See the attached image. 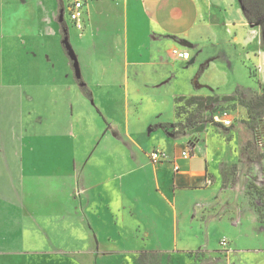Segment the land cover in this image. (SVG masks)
I'll return each mask as SVG.
<instances>
[{"label":"crops","instance_id":"obj_1","mask_svg":"<svg viewBox=\"0 0 264 264\" xmlns=\"http://www.w3.org/2000/svg\"><path fill=\"white\" fill-rule=\"evenodd\" d=\"M33 1L32 8L18 16L11 11L14 4L21 8L20 2L26 5L28 0H0V99L13 97L21 102L27 97L29 104L34 102L37 90L44 86L41 80L51 70L50 65L43 71L38 48L28 47L22 38V20H27L25 38L38 36V30L41 36L61 38L68 64L64 81L53 83L46 92V104L57 110H46L52 116L59 111L63 121L49 119L43 128L36 115L31 121L32 108L27 124H7L0 115V264H31V254L66 253L51 244L73 242L75 237L79 242L84 231L78 228L84 227L94 250L78 253H139V257L156 251L164 253L167 261L181 258L203 243L192 230L199 224L209 228L225 224L237 230L228 239L226 251L231 256L262 253L264 249L234 248L233 244L260 232L257 216L245 215L239 189L247 185L250 174L263 177L264 157L254 161L236 157V142L232 145L226 136L217 138L214 129L222 127L211 121L174 136L185 141L170 152L161 149L166 154L162 162L153 164L148 156L155 150L154 134L162 131L168 136L178 121L176 99L233 97L237 88L247 97L264 92L260 31L246 22L241 1L86 0L81 26L68 19L71 32L63 19L69 0ZM65 31L77 78L63 44ZM24 44L30 82L7 86L6 68L21 64L16 52ZM174 48L189 52L186 63L172 56ZM179 63L186 69L197 66L191 77L194 90L188 86L191 75L181 71ZM225 66L232 73L241 69L253 84L230 83L229 71L220 70ZM77 79L89 89L90 99L82 94ZM10 88L13 94L5 93ZM166 99L172 103L169 111ZM237 107L245 122L246 110ZM161 124H168L167 131ZM214 134L216 141L210 138ZM254 146L264 147V140H255ZM187 147L192 156L185 159L181 151ZM232 165L237 167L238 180L222 187ZM202 217L204 222L199 221ZM125 222L141 228L143 240L152 222L164 235L173 236V247L101 249L97 223L118 226ZM44 242H49L50 251L38 250ZM205 246L210 254L216 249L210 245L209 234Z\"/></svg>","mask_w":264,"mask_h":264},{"label":"rangeland","instance_id":"obj_2","mask_svg":"<svg viewBox=\"0 0 264 264\" xmlns=\"http://www.w3.org/2000/svg\"><path fill=\"white\" fill-rule=\"evenodd\" d=\"M67 0H64L66 2ZM31 0H28L27 4L24 5L22 2L21 8L15 3L14 7L11 9L12 12H16V15H23L26 11L30 10L32 8ZM35 1L32 0V4H34ZM56 2V0H55ZM24 5V6H22ZM63 19L68 24L67 26L71 28L73 26L69 25L68 16L67 13L64 12ZM18 23V20L16 21V24ZM29 25L27 20H22V38L25 40V44L28 45V47H32L34 49L35 47L38 48L39 54H41L42 64L44 65V70H49L51 65V70L48 73H45V76L43 80H41V85H44L43 88H40L37 90V94L39 95L38 99H36L32 103H28L27 97L24 98L23 101H19L18 99H15L13 97L8 98L5 97L3 99H0V114L4 122L7 124H14V123H28L30 121L29 112L31 109L32 112V119L34 120V116L36 115V118L40 119L39 125L43 126L47 124V121L50 119L52 122H62L63 117L62 115H54L52 116L50 114V111H47V108H50L51 110H57L56 108H52L49 105H47V98H46V92L50 91L49 86H51L53 83L58 84L62 83L64 81V73H65V64H68V60H65L64 53L60 44V37H51L47 38L40 35V30H38V36L34 35V33L31 35V40L29 38H25L29 35ZM260 31V42L262 47L264 48V28L262 26H258ZM59 32V31H57ZM22 40V39H21ZM48 41V42H47ZM25 44L22 46L23 50H19L16 52V57L21 61L20 65H16L13 70L9 67L6 68V75L4 74V80L7 86H19L24 85L26 86L30 82V75L28 71V61L25 58V54L23 51L25 50ZM47 46V47H46ZM40 48V49H39ZM45 50H48L45 52ZM68 59V58H67ZM1 60V58H0ZM183 64L186 63L182 62ZM1 64V63H0ZM54 65V66H52ZM48 66V67H47ZM179 68H181V71L188 72V86L189 88L193 89V85L191 82V77L196 72L197 66L192 65L188 69L184 68L183 65L180 66V63L177 65ZM226 68H220L221 71L226 70L229 71L230 76V83H238L245 86H250L252 83V79L248 77L246 74H244L241 69L238 68V70L235 68L234 72L232 73L227 66ZM228 74V72H227ZM56 77V78H54ZM53 78V79H52ZM52 79V80H51ZM203 83V81L201 80ZM1 86V85H0ZM46 86H48L46 90ZM227 88V87H226ZM194 90V89H193ZM207 89H203V93H207ZM14 90L13 88H10L9 90H5V93L7 94H13ZM17 92V91H16ZM12 96V95H11ZM167 102L164 103L166 111H169L168 109L171 107V100L166 99ZM61 101V100H60ZM238 103L234 102H226V101H219L212 104L210 107L207 106L204 112V116L207 121L215 122L213 120V116L216 114H219L222 110H228L231 112V115L234 119V124L224 130L222 128H215V133L217 138L221 136H226L228 140L232 141V145H236L233 147L234 155L236 157L240 156L239 159L244 158H250V160H258L260 157H264V147L257 148L254 146V141L258 140H264V118H262V125L258 129L259 132L256 134H252L251 130H249L247 127L242 126L241 124L244 123L242 118L241 110L237 107ZM18 107L22 110L21 113H19ZM180 107L184 108V111L179 115V118L177 117V120H181V122L186 118L189 114H192L195 110V106L187 107L184 103L180 105ZM209 107V108H208ZM208 108V109H207ZM5 110V111H4ZM155 111V110H154ZM181 112V111H180ZM153 113V112H152ZM155 117L157 116V114ZM114 121V120H113ZM152 121V118H151ZM37 122V123H38ZM203 122V123H204ZM149 127V126H147ZM234 127L240 128L239 131H234ZM247 128V129H246ZM234 131V132H232ZM173 133V132H172ZM236 133V137L234 138V134ZM215 134L210 136L212 141H216ZM156 135L155 138V150H161L164 149L167 152L172 151L176 145L180 144L181 142H184L185 139H180L178 137H174L173 135H166L165 132H160L154 134ZM233 141H235L233 143ZM81 147V146H80ZM189 148V147H187ZM261 149V150H260ZM254 165V164H252ZM255 167V165L253 166ZM228 177L224 176L222 187H226L229 185H234L238 180V170L236 165H232L229 169H227ZM251 184L248 188V184ZM259 184L260 187L257 185ZM260 189V190H259ZM244 193V194H243ZM239 196L240 199H242V202L245 205V215L253 214L257 216L258 220V227L260 232H256L255 234L252 233L250 235V238L248 240H241V242L234 243L233 247L235 248H250V249H264V170H263V177H255L254 175L248 177V183L244 187L240 185L239 189ZM244 196V197H243ZM204 215V214H203ZM202 215V216H203ZM200 217V216H199ZM200 222H204V217L200 218ZM98 233L100 238V248L103 250H133V249H158V250H170L173 247V236L172 235H164L162 232V228L153 224L152 222H149L147 229L149 230V235L147 236L146 240H143L139 234L140 229L135 224L131 222H125L123 225L118 226H111L110 224H104V223H97L96 227H94ZM212 228V229H211ZM79 230L84 231L83 237H79V242L77 237L75 241L69 242H61L56 241L52 245V248H61L64 251H67L66 253H56V252H47L48 254H31L29 255L30 263L31 264H138L137 257L139 253H136L134 256L132 254H122V253H116V254H106L105 255H97L96 253H78V250L84 249L87 251L94 250V242L92 241V237H85L86 227L84 228H78ZM187 230L188 228H184ZM75 230L77 231V228L75 227ZM193 232L198 233L196 236H198L201 241L204 243L198 244L196 247V251H188L185 253V256H181V258H174L172 260H164V257L166 255L162 252H153L150 251L148 255V264H154L155 262H158L159 264H215L217 260H222L218 264H264V251L262 253L258 252H252V254H240V255H229L226 251L227 246H229L228 239L230 237H233L235 234L234 232L237 231L234 228L229 227L228 225L222 224L217 225L213 227H207L205 224H199L198 227L194 226L192 228ZM210 233H207L209 232ZM82 232H80L81 234ZM139 234V235H138ZM207 234H209L210 239V245L211 247H215L216 249L213 251V254H210L207 250H205V241L207 238ZM77 235V234H76ZM253 237V238H252ZM108 238H111L109 240ZM56 239V238H55ZM57 240V239H56ZM225 241L227 243V246L224 247L221 245V242ZM51 245L49 242H44L39 244L41 248L38 250L40 251H50ZM38 246V247H39ZM203 246V247H201ZM43 247V248H42ZM44 249V250H43ZM83 251V250H82ZM69 252V253H68ZM208 252V253H207ZM255 253V254H254ZM257 254V255H256ZM231 256V257H229ZM259 256V257H256ZM169 258V257H167Z\"/></svg>","mask_w":264,"mask_h":264},{"label":"trees","instance_id":"obj_3","mask_svg":"<svg viewBox=\"0 0 264 264\" xmlns=\"http://www.w3.org/2000/svg\"><path fill=\"white\" fill-rule=\"evenodd\" d=\"M244 12V18L248 24L259 25L264 28V0H240ZM66 33V31L64 32ZM66 36V34H65ZM64 40V37H63ZM72 65L74 64L71 61ZM82 94L90 99V91L86 87L85 83L81 79L76 80ZM237 102L241 107L246 110L247 120L244 122L246 127L255 131L258 128V122L264 118V92L261 95H253L250 97L244 96L237 88L235 90V96L233 97H181L176 99L175 114L179 118V115L184 111V108L180 107L184 103L187 107L195 106L196 110L189 114L184 120H178L173 126V134L178 135L186 130H191L203 123L206 118L203 115L207 106L219 101ZM181 111V112H180ZM161 127L167 131L168 124H161ZM176 129V130H175ZM248 184V188L250 187ZM260 190V189H259ZM139 264H148V255L141 254L138 257ZM154 264H158L155 262Z\"/></svg>","mask_w":264,"mask_h":264},{"label":"built area","instance_id":"obj_4","mask_svg":"<svg viewBox=\"0 0 264 264\" xmlns=\"http://www.w3.org/2000/svg\"><path fill=\"white\" fill-rule=\"evenodd\" d=\"M85 1L86 0H69V4L67 7L68 19L77 27L81 26V18L83 16V8ZM171 54L175 59L180 61H186L190 57L189 52L182 51L176 48L171 51ZM213 120L215 121L214 123L218 124L219 126L225 129L230 128L234 124V119L231 115V112L228 110H222L219 114L214 115ZM148 156L153 164H158L166 159V154L161 150H151ZM191 156L192 151L190 148H185L181 151L182 158L188 159ZM221 245L226 247L227 243L225 241H222Z\"/></svg>","mask_w":264,"mask_h":264},{"label":"water","instance_id":"obj_5","mask_svg":"<svg viewBox=\"0 0 264 264\" xmlns=\"http://www.w3.org/2000/svg\"><path fill=\"white\" fill-rule=\"evenodd\" d=\"M63 44L65 46V49H66V52H67L69 58L71 59V61L74 62L73 68L75 70V75H76V78H77L78 77L77 63H76V60H75V57H74V54H73V50H72L71 45L69 43L67 32H66V36H65V38L63 40Z\"/></svg>","mask_w":264,"mask_h":264},{"label":"flooded vegetation","instance_id":"obj_6","mask_svg":"<svg viewBox=\"0 0 264 264\" xmlns=\"http://www.w3.org/2000/svg\"><path fill=\"white\" fill-rule=\"evenodd\" d=\"M257 26H259V25H257ZM65 34L66 33H63V37L65 38ZM211 106V105H210ZM212 107V106H211ZM176 130V129H175ZM173 132V131H172ZM172 132H170L171 134L170 135H173V136H177V135H174ZM184 133V132H183ZM179 135V134H178Z\"/></svg>","mask_w":264,"mask_h":264}]
</instances>
